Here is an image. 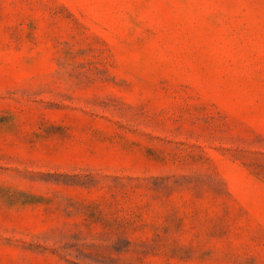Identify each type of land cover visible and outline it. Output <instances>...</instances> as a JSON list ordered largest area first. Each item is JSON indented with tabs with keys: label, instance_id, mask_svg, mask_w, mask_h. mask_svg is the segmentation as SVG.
<instances>
[{
	"label": "rangeland",
	"instance_id": "374dc122",
	"mask_svg": "<svg viewBox=\"0 0 264 264\" xmlns=\"http://www.w3.org/2000/svg\"><path fill=\"white\" fill-rule=\"evenodd\" d=\"M0 264H264V0H0Z\"/></svg>",
	"mask_w": 264,
	"mask_h": 264
}]
</instances>
